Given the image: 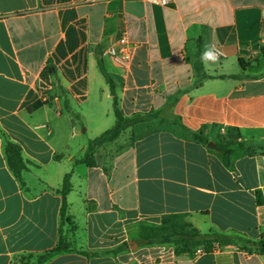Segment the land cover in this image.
I'll return each mask as SVG.
<instances>
[{"label":"crops","instance_id":"crops-1","mask_svg":"<svg viewBox=\"0 0 264 264\" xmlns=\"http://www.w3.org/2000/svg\"><path fill=\"white\" fill-rule=\"evenodd\" d=\"M122 37L127 69L104 56ZM206 45L225 58L203 64L211 79L200 84ZM99 57L125 116L155 118L132 127L121 151L101 147L89 167L78 161L114 126ZM37 101L46 105L31 111ZM89 119L98 124L86 141L90 128L78 125ZM184 128H206L214 144L239 135L256 154L238 152L226 167ZM7 141L22 148L23 183ZM172 214L237 245L191 256L140 242L142 226ZM262 236L264 0H0V264L33 262L60 241L66 251L45 264H264Z\"/></svg>","mask_w":264,"mask_h":264},{"label":"trees","instance_id":"trees-1","mask_svg":"<svg viewBox=\"0 0 264 264\" xmlns=\"http://www.w3.org/2000/svg\"><path fill=\"white\" fill-rule=\"evenodd\" d=\"M202 48L199 47L196 61L195 71L200 75V84L204 81L211 79L205 73L203 63L201 62ZM242 63V62H241ZM244 66V63H242ZM98 66L102 75L105 78L107 85L110 88L111 95L113 97V112L116 118L114 127L103 133L97 139L89 143L88 151L85 156L78 161V163L85 164L89 167L97 166L96 152L97 150L107 143L116 141L121 134L128 131L132 127L146 122L151 121L155 118L153 115L149 116H135L128 118L121 110L119 99L116 93V87L113 79L106 72L102 58H98ZM50 74L57 79V73L54 68L49 67ZM225 78V77H222ZM68 104V103H67ZM46 105V102L37 101L30 110H36ZM203 128L199 132H191L184 128V131L191 133L193 139L207 146L210 143L208 136L205 134ZM219 155L226 167H231L233 158L238 152H244L247 155L256 154L254 147L247 146L241 136L235 135L230 139L220 140L217 144ZM5 155L8 162V166L17 180L23 183V173L28 170L27 164L23 159V152L20 145L13 142L7 141L5 146ZM70 176L67 175L64 181L63 189L61 193L65 198L67 193L71 191ZM261 198L258 197V204H260ZM67 204L64 200L62 214L66 216ZM140 242L146 245H173L177 254H189L194 256L198 253H211L216 249L235 246L237 241L228 236H224L215 232L209 234H202L189 220L187 214H172L162 217L161 223L158 226H142L140 229ZM260 241L256 242L255 245L258 247L259 252H264V236L261 237ZM238 239V238H237ZM66 251V248L62 241L59 242L58 246L37 257L35 261L28 260L27 262H21V264H45L54 255Z\"/></svg>","mask_w":264,"mask_h":264},{"label":"built area","instance_id":"built-area-1","mask_svg":"<svg viewBox=\"0 0 264 264\" xmlns=\"http://www.w3.org/2000/svg\"><path fill=\"white\" fill-rule=\"evenodd\" d=\"M145 3L159 6V7H169L174 0H142ZM218 52L219 59L217 62L221 61L225 58V54L219 48H215ZM104 56L110 57L115 64L122 68H129L131 61H132V48L130 47L127 38L122 37L119 40V45L109 48L105 53Z\"/></svg>","mask_w":264,"mask_h":264},{"label":"rangeland","instance_id":"rangeland-1","mask_svg":"<svg viewBox=\"0 0 264 264\" xmlns=\"http://www.w3.org/2000/svg\"><path fill=\"white\" fill-rule=\"evenodd\" d=\"M113 120H114V125H115L116 118H115L114 112H113ZM97 124H98V122H97L96 119H89L87 122L84 123V125H82V123H79V125H78L79 130L86 129L87 127L90 128V133L82 136L81 138L87 141L88 137H91V135H93L92 134V132H93L92 130H94V128L96 127ZM131 142H132V135H131V132H130V129H129L128 131H126L123 134H121L116 141L112 142V143L115 144L114 148H113V151H116V150H120L121 151L122 148H125V147L131 145ZM107 144H109V143H107ZM105 145H103L102 148ZM99 149H101V147Z\"/></svg>","mask_w":264,"mask_h":264},{"label":"clouds","instance_id":"clouds-1","mask_svg":"<svg viewBox=\"0 0 264 264\" xmlns=\"http://www.w3.org/2000/svg\"><path fill=\"white\" fill-rule=\"evenodd\" d=\"M201 62L205 65L209 63H216L219 59V55L216 49L211 45H206L204 51L201 53Z\"/></svg>","mask_w":264,"mask_h":264},{"label":"water","instance_id":"water-1","mask_svg":"<svg viewBox=\"0 0 264 264\" xmlns=\"http://www.w3.org/2000/svg\"><path fill=\"white\" fill-rule=\"evenodd\" d=\"M208 146H209L210 148H213V149H215V150H218L217 145L214 144V143H212V142H210V143L208 144Z\"/></svg>","mask_w":264,"mask_h":264}]
</instances>
